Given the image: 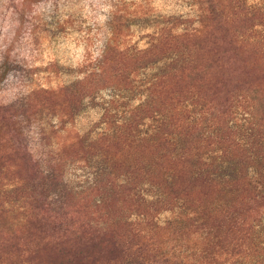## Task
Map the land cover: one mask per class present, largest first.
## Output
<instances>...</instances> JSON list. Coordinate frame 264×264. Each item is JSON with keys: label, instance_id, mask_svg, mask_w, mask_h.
Instances as JSON below:
<instances>
[{"label": "rangeland", "instance_id": "1", "mask_svg": "<svg viewBox=\"0 0 264 264\" xmlns=\"http://www.w3.org/2000/svg\"><path fill=\"white\" fill-rule=\"evenodd\" d=\"M216 22L239 37V58L204 69V85L223 104L233 94L229 113L213 121L194 96L178 104L193 170L220 188L207 211L233 202L243 160L264 186V122L253 105L264 106V0H0V264H122L91 228L126 221L161 241L167 225L202 219L174 192L165 157L186 142L159 144V132L176 128L154 96L192 62L184 44L205 43L195 38L207 26L227 37Z\"/></svg>", "mask_w": 264, "mask_h": 264}, {"label": "trees", "instance_id": "2", "mask_svg": "<svg viewBox=\"0 0 264 264\" xmlns=\"http://www.w3.org/2000/svg\"><path fill=\"white\" fill-rule=\"evenodd\" d=\"M216 24L222 25L221 22ZM222 27L227 33L225 39L221 34L222 28L207 26L201 35L195 38L203 39L205 43L188 42L182 46L193 52L192 62L176 70L166 80L163 78L158 82L159 88L156 89L154 96L160 107L170 106L173 112L170 121L172 127L176 128L174 134L159 132L160 140H157L159 144L169 147L175 140L178 142L179 137L186 142L178 157L168 155L165 157L168 165L166 171L172 170L176 180L173 184L176 197L182 202L190 198L194 205L191 210L192 216L201 211L203 217L200 220L188 221L184 228L173 232L170 225H167L165 229L172 234L169 239L161 241L152 240L147 230L136 228L126 221L113 224L106 231L91 228L92 234H102L120 250L119 258L122 264H233L237 259L264 256V248L254 240L264 224V186L257 178L247 177L248 166L243 160L241 163L244 166H241L239 177L234 183L236 194L233 202L217 210L215 207L207 211L205 200L213 199L219 187L210 177L193 170L194 158L190 155L188 144L190 138L186 124L188 119L186 111L182 112L178 107L185 98L194 96L196 102L202 105L205 114H211L213 121L215 117L220 120L229 113L234 101L233 94L225 104L221 103L218 90L207 89L204 85L203 75L204 69H210L212 66L222 70L220 63L223 59L230 62L239 58L236 55L239 50L237 47L239 37L235 36V31L228 25ZM167 49L163 46L158 53L163 54ZM150 51L147 50L145 53H151ZM198 54L202 55L203 62L198 59ZM240 64H244L243 58ZM246 92L255 102L257 101L253 90ZM253 105L264 122V106L261 109L259 104L253 102ZM119 229H123L124 233L120 234ZM252 258L248 260L250 263L253 261L251 264L255 263ZM249 262L245 263L250 264Z\"/></svg>", "mask_w": 264, "mask_h": 264}]
</instances>
